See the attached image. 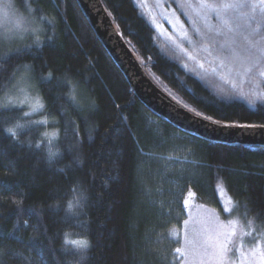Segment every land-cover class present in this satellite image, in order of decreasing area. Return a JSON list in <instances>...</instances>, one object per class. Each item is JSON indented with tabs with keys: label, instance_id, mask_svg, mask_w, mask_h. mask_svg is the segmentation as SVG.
<instances>
[{
	"label": "trees",
	"instance_id": "obj_1",
	"mask_svg": "<svg viewBox=\"0 0 264 264\" xmlns=\"http://www.w3.org/2000/svg\"><path fill=\"white\" fill-rule=\"evenodd\" d=\"M13 2L17 9H24L18 0ZM101 2L140 66H149L191 106L225 124H264V104L250 107L230 97L223 85L225 91L221 92L182 67L160 43L155 26L135 0ZM31 5L39 9L34 17L42 28V50L33 49L22 57L13 55L4 74L11 73L13 65L26 62L34 64L37 73L52 71L60 77L44 86L34 82V87L45 97L52 113L47 116L56 128L49 147L62 156L49 163L48 149L35 147L43 137L42 126L20 130L21 143L0 130L3 264H28L12 251L23 252L31 264H168L162 259L168 243L157 246L146 241L147 232L153 231L156 223L150 221L153 214L139 201L137 175L142 160L152 154L167 155L170 147L184 144L195 163L186 164L184 175L197 200L220 209L216 191L223 188L232 203L246 201L253 215L264 212L263 145L218 144L174 127L138 100L77 0H32ZM40 16L46 19L41 21ZM31 44L0 48V54L11 55L17 47ZM64 74L70 84L80 82L82 109L73 108L63 98L68 95L61 83ZM60 109L63 116L58 114ZM20 117L23 112L3 113L0 129L26 120ZM154 121L166 136L162 143L153 136ZM139 149L147 155H140ZM74 186H82L89 197L80 220H71L66 209ZM66 240H86L90 248L82 258Z\"/></svg>",
	"mask_w": 264,
	"mask_h": 264
},
{
	"label": "snow or ice",
	"instance_id": "obj_2",
	"mask_svg": "<svg viewBox=\"0 0 264 264\" xmlns=\"http://www.w3.org/2000/svg\"><path fill=\"white\" fill-rule=\"evenodd\" d=\"M18 3L22 7L24 6V0H18ZM196 6L203 13L204 28H194L193 33L198 38L196 42L201 50L213 58L210 63L215 64V67L211 69V73L224 85H229L233 94H238L242 99H246L253 107L256 101L264 104V0H196ZM32 11L39 15V9ZM40 19L44 21L46 18L40 16ZM210 19H214L216 23H208ZM26 33L33 36L31 45H26L24 48L17 47L11 55L0 54V115L16 111L23 112V117L20 119L29 118L25 120L24 124L17 120L10 127L0 129L17 143H21L18 136L25 125L38 127L48 125L46 119L32 120L30 117L52 114L45 97L41 92L36 91L34 82L36 86H44L50 84L54 79L60 80V77L55 76L52 71H48L47 74H44L43 71L37 73L36 66L26 62L13 65L11 73L5 76V65L10 62L13 55L22 57L33 49L42 50V45L38 35L29 29H21L19 25L11 34L6 33L0 36V44H3L7 39H16L17 37L22 39ZM217 37H224L223 42H219ZM47 39L51 41L53 38L49 36ZM184 39L189 45L194 43L187 33H185ZM189 59H193V57H189ZM198 67L203 69L204 65L199 64ZM236 78H239L241 84L249 85L247 93L243 91L242 87L237 86ZM69 79L68 75L64 74L61 83L68 95L63 98L73 108L82 109L79 96L80 82L70 84ZM219 91L224 92L225 89L220 87ZM92 106L94 108V101H92ZM172 107L177 110L176 105H172ZM25 108L30 111H25ZM58 114L63 116V110H58ZM198 118L212 120V117H202L199 112H196L192 119ZM212 122L219 123L218 121ZM236 126L264 128V124ZM153 136L161 143L166 139L159 124L153 130ZM51 144L52 140L48 139L45 134L41 141L35 144V147L37 149L42 146L47 148V160L49 163H54L58 156H62V153L51 151L49 147ZM28 146L32 147L31 142ZM139 154L147 155L143 149H139ZM159 158L172 159V157L165 156ZM70 191L73 193L72 198L66 200L69 218L80 220L87 207L89 197L82 186H74ZM219 212L224 215L226 223L217 217L215 228L211 230L204 222L199 228H196L191 226L190 220H183L179 232L175 236L170 234L172 241L180 245L172 252L170 264H264V212L253 215V209L249 207L248 203L239 199L234 200L232 206L228 208L221 204ZM233 217L236 219L234 220ZM237 224H240L244 230L243 236L237 230ZM2 239L3 237L0 236V240ZM245 239L251 241V246L248 248L244 247ZM65 243L70 244L73 253L82 258L90 248V244L86 240H66ZM12 254L31 264L30 258L24 256L23 252L12 251ZM189 256L192 257L191 260L188 259ZM162 259L167 260V255ZM0 264H3L2 260H0Z\"/></svg>",
	"mask_w": 264,
	"mask_h": 264
},
{
	"label": "rangeland",
	"instance_id": "obj_3",
	"mask_svg": "<svg viewBox=\"0 0 264 264\" xmlns=\"http://www.w3.org/2000/svg\"><path fill=\"white\" fill-rule=\"evenodd\" d=\"M31 1L24 0V9L19 10L15 7L13 0H0V36L6 33L11 34L17 28V25L21 29H29L35 35H40L42 28L34 17ZM135 3L155 26L160 43L179 59L182 67L191 71L197 78L204 79L214 87L220 88L224 86L229 92L230 97L239 99L250 107H253L246 99H242L238 94H233L229 85H224L221 80L211 73V69L215 67V64L210 63L213 58L201 50L199 44L196 42L198 38L193 33L194 28H204L203 13L196 6V0H187V2L185 0H135ZM208 23L215 24L216 21L210 19ZM185 33L194 41L192 45H189L187 40L184 39ZM217 39L219 42H223L224 37H217ZM32 41L33 36L26 33L22 39L17 37L16 39L5 40L3 44H0V48L10 50L15 44ZM189 57H193V59H189ZM141 63H143L142 60ZM199 64H203L204 68L198 67ZM143 69L157 87L182 107L193 114L199 112L202 117H211L186 102L159 75L153 72L149 66L143 65ZM235 83L238 87H242L245 93L249 91V85L246 83L241 84L239 78L235 79ZM257 103L260 102L256 101L255 105ZM25 111H30V109L25 108ZM30 119H46L48 121L47 126H42L44 130L43 137L46 134L47 138L50 139L56 134L52 118L45 115H34ZM209 121H218L220 124H225L213 117ZM20 123L24 124L25 121H21ZM155 123L158 124L157 121ZM227 124L236 125L233 123ZM28 126L32 127L35 125H25L24 128ZM182 142H186L185 139ZM187 147V144L176 148L170 147L166 151L167 155L163 156L172 157V159H160V155H150V158H146L140 162L137 175V180L141 187L139 201L153 214L154 219L150 216V221H155L156 223L155 229L147 232L146 241L157 246L165 242L168 243L166 246L168 257L166 261L168 264L172 261V252L176 247L180 246L172 241L171 236H175L179 232L184 219L190 220L191 226L196 228H199L201 223L204 222L210 230L215 228L217 217L220 221L226 223L224 215L219 212L217 207L201 203L197 199L192 201L187 209L183 210L181 205L183 198L192 190L186 183L187 180L184 175L187 171L186 164H195L189 159L191 152ZM216 192L223 207L228 208L232 206L233 200L223 188L217 189ZM233 219L235 220L236 217H233ZM236 227L240 235L243 236L244 230L241 225L237 224ZM250 246L251 241L245 239L244 247L248 248ZM188 259L191 260L192 257L189 256Z\"/></svg>",
	"mask_w": 264,
	"mask_h": 264
},
{
	"label": "water",
	"instance_id": "obj_4",
	"mask_svg": "<svg viewBox=\"0 0 264 264\" xmlns=\"http://www.w3.org/2000/svg\"><path fill=\"white\" fill-rule=\"evenodd\" d=\"M97 38L125 76L138 100L157 116L167 120L186 134L218 144L264 146V128L228 126L206 119L193 120L195 115L165 94L148 77L130 47L116 30L101 0H77ZM172 105L177 106L174 110ZM195 193L189 191L183 198V209L190 206Z\"/></svg>",
	"mask_w": 264,
	"mask_h": 264
},
{
	"label": "flooded vegetation",
	"instance_id": "obj_5",
	"mask_svg": "<svg viewBox=\"0 0 264 264\" xmlns=\"http://www.w3.org/2000/svg\"><path fill=\"white\" fill-rule=\"evenodd\" d=\"M197 197H196V194H195V199H196Z\"/></svg>",
	"mask_w": 264,
	"mask_h": 264
}]
</instances>
